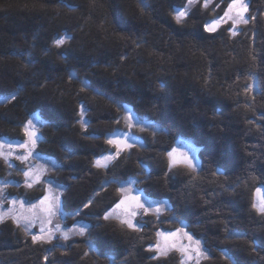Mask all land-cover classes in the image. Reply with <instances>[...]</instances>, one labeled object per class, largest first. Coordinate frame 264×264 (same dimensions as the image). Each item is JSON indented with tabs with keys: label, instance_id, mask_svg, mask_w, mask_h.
<instances>
[{
	"label": "trees",
	"instance_id": "16d2710c",
	"mask_svg": "<svg viewBox=\"0 0 264 264\" xmlns=\"http://www.w3.org/2000/svg\"><path fill=\"white\" fill-rule=\"evenodd\" d=\"M230 1L197 5L177 23L188 0H0V142L26 141L28 121L42 118L38 153L67 176V214L79 212L89 225L84 236L34 244L4 223L0 264H181L177 251L157 259L147 251L158 231L175 227L211 250L197 264H264V215L252 207L264 189V0H246L248 19H256L240 33L227 25L204 31ZM139 39L145 43L136 47ZM121 105L162 131L150 127L138 135L143 146L99 169L95 161L116 152L107 135L126 127L114 122L126 117ZM178 141L199 149L203 173L195 180L187 168L169 171L166 153ZM220 165L223 174L212 176ZM18 172L0 157V182L24 183ZM132 178L148 199L171 207L159 220L143 216L140 231L101 218Z\"/></svg>",
	"mask_w": 264,
	"mask_h": 264
},
{
	"label": "rangeland",
	"instance_id": "374dc122",
	"mask_svg": "<svg viewBox=\"0 0 264 264\" xmlns=\"http://www.w3.org/2000/svg\"><path fill=\"white\" fill-rule=\"evenodd\" d=\"M204 2L205 0H197V2L193 6H191L189 13L191 12L193 7L200 4L203 6ZM244 2L246 3V0H244ZM232 3L233 0H231L228 3V6L225 8L222 15L220 16L218 15L215 17L214 21L220 20L222 22V26L220 27L219 31L224 25H227V26H231L232 33H233L232 30H234L235 33L238 34L241 32L244 23L242 21L239 23H234V21L238 19L237 9H233L232 12L228 13L227 17L225 16V13L228 11V8ZM213 4H214V0H209L207 8L210 9L211 7H213ZM184 10H180V11H184ZM214 13L216 14L217 10H215ZM244 16L246 19H248V12L244 13ZM125 115L126 117L124 120L126 127L124 129V132H122L123 134L133 133L135 136L139 137L138 135L142 133H148L151 131L154 132L146 124H145L146 126L145 128L142 127L143 124H137L136 123L137 117L133 113L125 112ZM129 116L132 117L130 121L127 119V117ZM30 120L32 121L31 125L27 124L29 131L38 130L40 132L44 124L43 119L40 118L39 116H34ZM155 129H157L156 126ZM24 145H28V148H25ZM38 146H40V144ZM37 149L33 150L28 138L24 142H19V141L14 142L8 140H2L0 142V157L5 162L8 163L10 168L13 167V170L19 171L17 177L20 178L19 176H21L22 181H24V183L22 184L13 183V181H11L10 179L0 182V189L3 190V194L0 195V216H4V222L0 223V225L9 222L16 223V219H19V224H20L19 227L22 228V230L25 231L29 236L42 235L40 229L41 227H43L46 233L50 232L52 234V239L49 243L57 242L59 239L72 240L77 236H84L89 230V225L84 221L79 220L80 217L78 215H68L67 209L64 208V201L66 198V193L68 191V186L61 180V178L64 179L67 178V176H63V173H61V168L55 160L43 158L38 153ZM172 149H175V158L178 161L181 159L183 154H186L189 158H193V163H198L201 165V161L199 159V149L196 147V145L193 142L178 141L174 143L170 151ZM29 150L31 151L30 156L28 155ZM124 151H128V150H124ZM21 154L28 156V159L23 161L21 159H18V156H20ZM103 157L97 159L101 161V166L98 167L99 169L106 168L103 166L104 164H107V167L112 165L118 159L117 158L113 161H105ZM175 167L186 168L180 163H177ZM29 170H31L30 175L28 177H25V175L23 174L24 171H29ZM11 176H13V174H11ZM51 178L53 179L51 180ZM29 183H31L32 185L31 187H28ZM137 185L138 183L132 184L130 182L120 185V189L118 190H120L119 192L122 195L121 199H124L125 202L121 206V208L116 209L115 212H113L112 217H110L109 219H113L119 222V220L115 218L117 215H119L121 218L130 219L132 223L137 225L138 227L139 225L138 220H140L143 216L146 215L156 216L155 214L156 208L160 209L159 217L171 211V207L167 201L158 202L148 199L141 191H139ZM122 186L124 188L123 193L121 192ZM11 187L15 191H19L22 188H24L26 190L25 196L24 197L21 196V198H18L13 194H10L12 192ZM34 190H36L38 195H35L34 193H28V191L34 192ZM41 193L43 194L41 195ZM136 196L139 197V201L133 199V197ZM5 197L7 199H4ZM34 198H37L38 200L30 201L33 200ZM13 200L16 201L15 204L12 203ZM145 200H150L154 203V208H150L148 204L144 205L145 208H148V214H143V210L138 207V203H144ZM261 203H264V189H260L259 194H257V205ZM110 211H112V209ZM133 212H136L137 214L133 216L132 215ZM49 220L50 222H48ZM58 222L60 225L59 231H57L55 227ZM25 225H27V229L25 228ZM180 228L181 227L179 228L175 227L173 228V230ZM81 231H83V234H81ZM161 231L165 232L166 234L168 232V230L165 229H162ZM184 231L188 232V230H186L185 228ZM64 232H67L69 234L68 239L63 238L62 233ZM189 235L191 234L189 233ZM193 240H197V239L193 237ZM157 242H159L161 246L165 249L166 255L164 256H168L173 251H177L182 255V260L184 261V264H197L203 259H205L203 256L197 257L195 252L192 251L195 245H191L190 247H188L187 253H182V251L180 250L182 246H189L190 244V242L187 240L186 237L183 236L182 233H178L174 237L170 236L167 240L158 236ZM172 245H175L176 247H172ZM200 249L202 252L205 249L201 241H200ZM156 255L158 254L156 253ZM189 255L192 257V259H188ZM164 256H160V257H164Z\"/></svg>",
	"mask_w": 264,
	"mask_h": 264
},
{
	"label": "snow or ice",
	"instance_id": "6c2138e0",
	"mask_svg": "<svg viewBox=\"0 0 264 264\" xmlns=\"http://www.w3.org/2000/svg\"><path fill=\"white\" fill-rule=\"evenodd\" d=\"M196 2H197V0H188V7H186L184 11L178 12L176 14V16H175V19H176L177 23H180L182 21V19H184V18L187 17V15H188V13L190 11L191 6H193ZM208 2H209V0H205L203 7L207 8L208 7ZM233 9H237V17H238V19L235 20L234 23H239V22L242 21L244 24H248L249 23V19H252V20H255L256 19V17H254V16L253 17H250L249 19H246L245 18L244 13H247L248 12V5L244 2V0H233V3L229 6L228 11L225 13V16L227 17L228 16V13L232 12ZM70 10L75 11L76 9L73 8V9H70ZM220 22H221L220 20H217L214 23L215 24H219ZM203 30L204 31H208V32H213V31H215V28L212 25L205 24ZM232 31H233V34L235 35L236 34L235 31L234 30H232ZM56 43L59 46L60 44H63L64 41L63 40H57ZM144 43H145V41L143 39H139L136 42V47H141ZM45 54H47V53H45ZM61 58L62 59L64 58L63 57V54H61ZM126 58H127L126 56H122L121 57V59H126ZM107 66L108 67H111V65H107ZM71 75L72 74H70V76ZM249 75L251 76L252 74L250 73ZM82 84H83L84 87H87L88 86L87 85V81L82 82ZM164 87H165V84L163 82H161L159 84V88L163 89ZM250 90H251L250 86L249 87H246L244 89L245 92H249ZM99 94L100 93H97V95H99ZM109 100H112V98L109 97ZM121 107L124 108L125 112H130L131 111V109H128L126 105H121ZM152 107L154 109H157L158 108V105L156 103H153ZM87 110L88 109L86 108V106L81 105V110H80L81 117H83V115L85 114V112ZM214 115H218V113H214ZM121 119H125V117H118V118H116L114 120V122L115 123H120L121 122ZM127 119L130 121L132 119V117L129 116V117H127ZM251 122L252 121H250V123ZM31 123H32V121L29 120L28 121V125H31ZM78 123H81V125L83 126L84 124L87 123V121L80 120V121H78ZM136 123L137 124H146L149 127H153L155 129V125L154 124H149V121H148L147 118L138 117ZM155 130L156 131H162L161 129H155ZM25 135L28 136L29 141H30V144L34 148L35 147V144H36V141H37V137L35 136V132L34 131H29V128L27 126H25ZM118 135L125 136L124 143H126V147L128 149H131L133 147V144L127 143V136H126V134L119 133V132H113V133L110 134V137H115V136H118ZM107 143L109 145H112L113 147H115L116 148V152L114 154H110V155L104 156L103 159L105 161H113V160L117 159L120 156L121 152L124 151V148L121 146V141L120 140H117V139L109 138L107 140ZM24 147L25 148H28V145H24ZM166 154H167V157H168V160H169V171H171L172 168H174L177 165V163H180L184 167H186L191 173H193L192 180H195L198 175H202V173H203L202 166L200 164H198V163H193V158H189L186 154H183L182 157H181V159L178 161L175 158V149H172L171 151H167ZM28 155L29 156L31 155V151L30 150L28 152ZM65 158L68 159L70 157L66 156ZM18 159H21L22 161L23 160H27L28 159V156H25V155L21 154L20 156H18ZM95 164H96L97 167H99V166H101V161L100 160H96L95 161ZM103 166L104 167H107V164H104ZM221 167H223V165H220L215 170H213L211 172V175L212 176L222 175L223 173H221V171H220V168ZM30 171L31 170L24 171L23 174L25 175V177H28L30 175ZM142 171L143 172H146V170H143V169H142ZM167 174L168 173H165L166 176H167ZM250 178L251 179H255V177H252L251 175H250ZM129 182L132 183V184L139 183V181H137L135 178H132ZM31 186H32L31 183H29L28 184V187H31ZM222 187H225V190L235 191V189H229V188H227L226 186H223V185H222ZM123 191H124V188L122 186L121 187V192L123 193ZM257 191H258V194H259V190H257ZM2 194H3V190L0 189V195H2ZM4 199H7V198L5 197ZM125 199H126V197H125ZM133 199L139 201V197L138 196L133 197ZM124 202H125V200L124 199H121L118 203L115 204V208H113L112 211L106 212L101 218L104 219V220H108L110 217H112L113 212H115L116 209L121 208V206L124 204ZM12 203L15 204L16 201L13 200ZM145 204H148L150 208H154V203L152 201H150V200H145L144 203H138V207L143 210V214H148V208H145L144 207ZM252 207L258 213H260L261 215H264V203H261L259 205L253 204ZM159 212H160V209L156 208L155 209V214L157 216V220H159ZM76 214L78 215L79 212H77ZM136 214H137L136 212H133L132 213L133 216H135ZM115 218L119 220L121 226H126L127 228L132 229L134 231H140L141 230V228L140 227H137V225L133 224L130 219L121 218L119 215H117ZM3 222H4V216H0V223H3ZM48 222H50V220ZM172 222H181V221H179V218L178 217H172ZM16 223H17V227H19L20 226L19 219H16ZM161 223H163V221H161ZM55 227H56V230L57 231L60 230L59 222L56 224ZM96 227H103V225H96ZM25 228L27 229V225H25ZM40 231H41L42 235H32L31 236L32 243H34V244L49 243L51 241V239H52V234L50 232L46 233L45 232V229L43 227H41ZM178 233H182L183 236L186 237L187 240L190 242L189 246H182V248L180 249L182 251V253H187L188 247H190L191 245H195V247L192 249V251L195 252L196 256L197 257L203 256L205 259L208 258V253L211 250L205 248L204 251L202 252L201 249H200V241L198 239L197 240H193V237L191 235H189L188 232L184 231V228L183 227H181L180 229H176V230H168L167 234L165 232H163V231H158L156 233V235L159 236V237L164 238L165 240H167L170 236H173L174 237ZM81 234H83V231H81ZM62 235H63V238L64 239H68V235L69 234L67 232L62 233ZM233 235L234 234L229 233V235H228L227 238H232ZM172 247H176V246L175 245H172ZM55 250H59V249H55ZM252 250H255V245H253V249ZM147 251L156 252L158 254L156 256H153L152 257L153 259H157L160 256L166 255L165 249L161 246V244L159 242H157L155 244V246H150L147 249ZM262 251H264V249H262ZM86 254L87 253H85L84 255H86ZM47 258L48 257L46 255L45 256V260H47ZM188 259H192V257L189 255L188 256ZM181 264H184V261L183 260L181 261ZM234 264H235V262H234ZM252 264H257V262L256 261H253Z\"/></svg>",
	"mask_w": 264,
	"mask_h": 264
},
{
	"label": "water",
	"instance_id": "95a60500",
	"mask_svg": "<svg viewBox=\"0 0 264 264\" xmlns=\"http://www.w3.org/2000/svg\"><path fill=\"white\" fill-rule=\"evenodd\" d=\"M215 21H217V20H215ZM215 21H211V22L208 23L209 25H212L215 28V31L209 32V33L218 32L220 27L222 26V22H220L219 24H215L214 23ZM32 131L35 132V136L37 137V141H36L35 147L33 148L35 150V149H37L38 145L41 144L44 141V139H43L42 134L38 130H32ZM117 132L122 133L121 131H117ZM126 136H127V143L133 144V147L131 149H128L126 147V143H124L125 136H123V135L110 137V134H109V135H107L106 139L108 140L109 138H113V139L120 140L121 141V146L124 148V150H128L129 152H131L133 148L143 145V140L141 138L135 136L133 133H126ZM105 187H108V183L105 184Z\"/></svg>",
	"mask_w": 264,
	"mask_h": 264
},
{
	"label": "bare ground",
	"instance_id": "6f19581e",
	"mask_svg": "<svg viewBox=\"0 0 264 264\" xmlns=\"http://www.w3.org/2000/svg\"><path fill=\"white\" fill-rule=\"evenodd\" d=\"M264 6V5H263ZM159 128V127H158Z\"/></svg>",
	"mask_w": 264,
	"mask_h": 264
}]
</instances>
